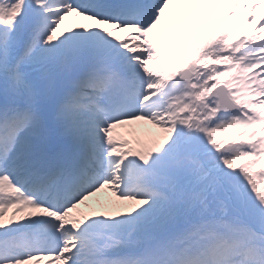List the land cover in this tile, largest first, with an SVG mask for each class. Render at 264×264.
I'll use <instances>...</instances> for the list:
<instances>
[{
  "label": "snow or ice",
  "instance_id": "obj_1",
  "mask_svg": "<svg viewBox=\"0 0 264 264\" xmlns=\"http://www.w3.org/2000/svg\"><path fill=\"white\" fill-rule=\"evenodd\" d=\"M0 264H264V0H0Z\"/></svg>",
  "mask_w": 264,
  "mask_h": 264
},
{
  "label": "rangeland",
  "instance_id": "obj_2",
  "mask_svg": "<svg viewBox=\"0 0 264 264\" xmlns=\"http://www.w3.org/2000/svg\"><path fill=\"white\" fill-rule=\"evenodd\" d=\"M119 131H120L123 135H125L126 138L133 139V137L131 136V134H130V132H129V130H128L127 127L122 128V129H120Z\"/></svg>",
  "mask_w": 264,
  "mask_h": 264
},
{
  "label": "bare ground",
  "instance_id": "obj_3",
  "mask_svg": "<svg viewBox=\"0 0 264 264\" xmlns=\"http://www.w3.org/2000/svg\"><path fill=\"white\" fill-rule=\"evenodd\" d=\"M238 16H239V12H238V14H237Z\"/></svg>",
  "mask_w": 264,
  "mask_h": 264
}]
</instances>
